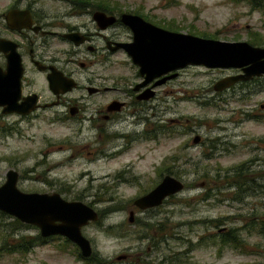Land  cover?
<instances>
[{
    "label": "rangeland",
    "instance_id": "rangeland-1",
    "mask_svg": "<svg viewBox=\"0 0 264 264\" xmlns=\"http://www.w3.org/2000/svg\"><path fill=\"white\" fill-rule=\"evenodd\" d=\"M90 1L96 0H41L40 6L69 15L80 9L74 2ZM101 1L198 36L249 43L256 34L264 47V5L252 8L240 0ZM65 19L71 24L88 20ZM237 72L182 68L158 89L152 110L126 115L119 124L126 138L105 143L101 152L91 141L70 149L67 140H75L66 124L54 121L51 110L40 111L39 117L21 122L18 131H0V184L6 170L14 169L21 191L58 192L94 208L98 221L81 231L92 254L106 264H264V76L214 90L217 80ZM135 120L139 123L134 126ZM195 134L201 142L192 144ZM215 140L230 147L212 159L207 155ZM166 174L180 179L183 189L157 207L137 210L133 200ZM131 210L133 223L128 222ZM225 232L239 243H222ZM37 235L36 226L0 211V264H94L81 260L77 246L58 235L26 252L8 250L22 237ZM125 254L126 259H117Z\"/></svg>",
    "mask_w": 264,
    "mask_h": 264
},
{
    "label": "flooded vegetation",
    "instance_id": "flooded-vegetation-1",
    "mask_svg": "<svg viewBox=\"0 0 264 264\" xmlns=\"http://www.w3.org/2000/svg\"><path fill=\"white\" fill-rule=\"evenodd\" d=\"M40 1L0 0V71L6 74L12 61L20 66L21 93L17 104L22 108L32 106L26 114L4 112L0 106V131H18L24 120L35 119L41 115L40 111L51 110L54 121L66 124L70 139L75 140L73 143L67 140L70 149L91 141L101 152L105 143L126 138L125 134H120L123 128L119 125L126 115L140 116L152 110L155 107L153 101L159 99L158 89L176 79L182 68L177 70L175 77L161 83L157 82L170 72L152 80L140 75L138 66L128 54L121 48L115 49L117 43L132 40V32L119 19L122 12L106 7L101 0L74 2L80 9L75 7L74 13L69 15L46 12ZM98 12L114 16L115 21L108 25L97 22L94 15ZM130 13L157 25L137 12ZM68 16H85L88 20L71 24L65 19ZM120 67L129 70L121 75L117 72ZM50 79H58L54 82L57 91L51 88ZM69 84L73 85L67 89ZM11 117L15 121L9 120ZM140 119L146 122V118ZM133 123L135 126L139 120ZM195 137L197 139L193 141ZM216 140L207 155L212 159L230 147L226 141L221 146L216 145ZM191 142L200 143L201 137L195 134ZM184 147L188 148V144ZM131 212L133 219L128 220L129 223L136 222L134 211ZM126 257L125 254L121 259Z\"/></svg>",
    "mask_w": 264,
    "mask_h": 264
},
{
    "label": "water",
    "instance_id": "water-1",
    "mask_svg": "<svg viewBox=\"0 0 264 264\" xmlns=\"http://www.w3.org/2000/svg\"><path fill=\"white\" fill-rule=\"evenodd\" d=\"M94 19L103 21L104 25L115 21L114 16L102 12L94 15ZM120 21L132 32V40L117 43L115 49H123L131 61L138 66L140 75L152 80L160 75L165 79L175 77L177 70L189 65L207 68H235L241 71L217 80L213 88L216 91L227 89L238 82H245L254 77L264 76V47L247 41H224L210 37H202L182 31H172L159 27L142 17L130 12H122ZM102 23V22H101ZM71 37V34H67ZM21 68L12 61L7 73L0 71V106L4 112L28 113L32 106L22 108L17 104L20 98ZM50 86L54 91V82ZM73 84H69L70 89ZM64 91V90H61ZM197 137L193 139L196 141ZM18 173L8 170L5 180L0 184V211L18 221L31 224L39 229L42 237L62 236L77 246L82 257L92 254L90 241L82 234L81 228L89 222L99 219L97 211L79 200H67L58 192H24L17 186ZM184 187L180 179L169 174L148 192L135 198L133 206L145 210L154 208ZM132 212L128 220L132 221ZM124 258V255L117 259Z\"/></svg>",
    "mask_w": 264,
    "mask_h": 264
},
{
    "label": "trees",
    "instance_id": "trees-1",
    "mask_svg": "<svg viewBox=\"0 0 264 264\" xmlns=\"http://www.w3.org/2000/svg\"><path fill=\"white\" fill-rule=\"evenodd\" d=\"M240 1H246V2H248L251 5L252 8H255V7H259V6H263L264 5V0H240ZM168 30H170V29H168ZM199 36L209 37L206 34H200ZM249 43H251L252 45H256V46L258 45L259 46L260 44L263 43V40H261L256 34H254V36L249 39ZM239 186L241 187L242 184H240ZM16 221H18V220L16 219ZM261 229L262 230H260V231L264 235V226L261 227ZM51 238H54V237L53 236H50V237H42L40 235H37L35 237L29 238L27 236H24V237H22L21 241H19L18 243L16 242V244L12 245V247L8 248V250L9 251L26 252L31 247H33L35 245L44 244L48 240H50ZM64 240H65V242H70L66 238H64ZM221 242L222 243H233L234 245H236V243L237 244L239 243V241L237 240V237L236 236H231L230 233L223 234L221 236ZM79 258L80 259L82 258L81 260H83L85 263L93 262L94 264H106L105 261H103L102 259H99V258L95 257L93 254H91L88 258H84V257H82L79 254Z\"/></svg>",
    "mask_w": 264,
    "mask_h": 264
}]
</instances>
